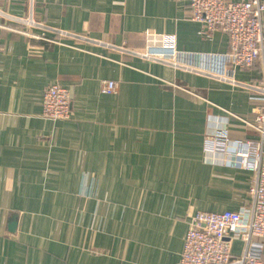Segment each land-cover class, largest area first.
Returning <instances> with one entry per match:
<instances>
[{
    "label": "crops",
    "instance_id": "1",
    "mask_svg": "<svg viewBox=\"0 0 264 264\" xmlns=\"http://www.w3.org/2000/svg\"><path fill=\"white\" fill-rule=\"evenodd\" d=\"M199 31L187 0H0V264H178L194 212L247 205L252 170L202 141L255 137L258 96L132 53L151 32L175 57L226 52L223 32ZM263 76L259 60L232 70ZM50 83L69 90L66 119L41 117Z\"/></svg>",
    "mask_w": 264,
    "mask_h": 264
},
{
    "label": "built area",
    "instance_id": "2",
    "mask_svg": "<svg viewBox=\"0 0 264 264\" xmlns=\"http://www.w3.org/2000/svg\"><path fill=\"white\" fill-rule=\"evenodd\" d=\"M188 19L201 25L205 38L220 30L226 35L227 50L222 55H191L173 53L169 35L147 34L141 51L132 53L174 68L213 77L219 81L245 87L261 101L252 121H244L255 137L232 140L224 128L206 134L202 150L212 157L244 166L253 172L248 188L250 200L238 210L196 211L188 221L178 264H264L261 242L264 239V76L260 83L242 84L232 78L235 67H248L255 60L264 62V2L261 0H187ZM24 24L34 25L30 19ZM196 62L191 64L189 59ZM198 58V61H197ZM114 80H101L99 91L112 94L117 90ZM70 114L69 90L57 83L48 84L41 96V117L55 121ZM230 237L243 243L241 253H231ZM252 242L257 246L248 247Z\"/></svg>",
    "mask_w": 264,
    "mask_h": 264
}]
</instances>
